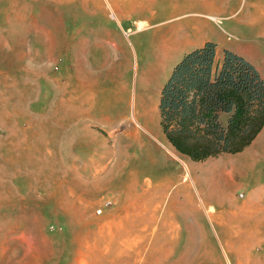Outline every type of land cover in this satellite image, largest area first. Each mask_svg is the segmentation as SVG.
Wrapping results in <instances>:
<instances>
[{
	"label": "rangeland",
	"instance_id": "rangeland-1",
	"mask_svg": "<svg viewBox=\"0 0 264 264\" xmlns=\"http://www.w3.org/2000/svg\"><path fill=\"white\" fill-rule=\"evenodd\" d=\"M166 4L150 1L151 19L148 4L121 18L114 0H0V264H264V128L201 162L161 129ZM226 29L264 50L258 30ZM149 181L166 195L155 219L158 200L131 209Z\"/></svg>",
	"mask_w": 264,
	"mask_h": 264
},
{
	"label": "trees",
	"instance_id": "trees-1",
	"mask_svg": "<svg viewBox=\"0 0 264 264\" xmlns=\"http://www.w3.org/2000/svg\"><path fill=\"white\" fill-rule=\"evenodd\" d=\"M158 110L180 154L196 162L237 154L264 128V77L245 56L207 41L174 65Z\"/></svg>",
	"mask_w": 264,
	"mask_h": 264
},
{
	"label": "crops",
	"instance_id": "crops-1",
	"mask_svg": "<svg viewBox=\"0 0 264 264\" xmlns=\"http://www.w3.org/2000/svg\"><path fill=\"white\" fill-rule=\"evenodd\" d=\"M150 1L155 2V0H114L117 6L121 4L124 7V9L119 10L121 18H130L134 10L146 7ZM163 1H167V14L161 20L164 25L159 28L170 24L174 37L168 40L172 44L166 52L168 63L158 69L160 70L158 77H160L161 88L174 65L187 52L203 46L207 41L216 42L219 51L226 48L245 55L264 77V50L261 49L262 45L248 42L245 46L236 48L230 41V36L226 37L225 35L228 31L227 27L235 26L243 30H258L259 35L264 37V0ZM150 12L152 14L151 19H153L157 11L150 6ZM135 21L137 30L152 26L151 21L146 18H137ZM140 22L146 23V25L141 28ZM83 96V99L93 101L96 99V92L84 89Z\"/></svg>",
	"mask_w": 264,
	"mask_h": 264
},
{
	"label": "bare ground",
	"instance_id": "bare-ground-1",
	"mask_svg": "<svg viewBox=\"0 0 264 264\" xmlns=\"http://www.w3.org/2000/svg\"><path fill=\"white\" fill-rule=\"evenodd\" d=\"M51 40V39H50ZM49 40V41H50ZM53 49V48H52ZM51 49V50H52ZM113 75V74H112ZM89 82V81H88ZM105 91V90H104ZM106 92H107V90H106ZM105 92V93H106ZM105 102H106V100H105ZM107 104V103H106ZM105 105V104H104ZM154 108H151L150 110H146V112H145V117H147V118H149V115L151 114V112H152V110H153ZM97 110H98V108H97ZM134 114V118H133V123L131 124V122H129L130 124H131V127H132V129L134 130V132H135V137H142L143 136V132H142V130L140 129V128H138V127H140V126H138V119H137V116H136V113H133ZM132 114V115H133ZM88 122V121H87ZM91 123V122H90ZM128 123V124H129ZM147 131H148V133L150 134V135H152V133L147 129V128H145ZM132 130V131H133ZM68 133V132H67ZM123 133V132H122ZM122 136H124V135H122V134H118V137H122ZM63 137H72V135H66V134H64L63 135ZM75 137V136H74ZM159 137V136H158ZM262 142H264V132H263V135H261V138H260V144H262ZM256 152H247V153H245V154H243V155H241V156H238L239 157V160H238V162H237V164L236 165H234V167L226 174V178L225 179H227V184L228 185H231V184H233V180L231 181L230 179H229V176H232L233 177V175H234V172L235 171H241L242 169H243V164L247 161V159L250 157V156H252V155H254ZM234 159V158H233ZM238 159V158H237ZM232 160V159H231ZM235 179V178H234ZM146 180V179H145ZM167 181V180H166ZM192 182V181H191ZM164 183H166V182H163L162 184H164ZM180 183V182H179ZM177 185V184H176ZM191 185H193V184H191ZM132 184L130 185V187L132 188ZM154 186L152 185V183H151V181H149V182H147V186L143 189V197H141V198H137V199H135V200H138V199H142V198H145V199H147L149 202H155L156 200H158V202H157V204L155 205V207L153 208L152 206H151V208H149V207H147V209H146V211L144 212V213H150V217H152V219H155V217H156V215H157V213H158V211H159V209H160V207H161V204H162V202H163V199L165 198V194L163 193V190H162V187H163V185H158L156 188H153ZM186 204L188 205V206H191L192 208H193V206H194V203H195V201H194V199H193V194H191L190 192L187 194V196H186ZM154 204V203H153ZM145 204L143 203V202H139V200H138V202H134L133 203V205L131 206L132 208V210L133 211H135V210H140L139 212L140 213H143V210H142V208H143V206H144ZM150 211V212H149ZM210 213V216H211V218L212 219H216V218H218V216L217 215H214L213 214V212H209ZM138 216V215H137ZM134 227H135V225H134ZM233 229V228H232ZM143 230H145V229H143ZM233 232H235V233H238L239 234V231H236L235 229L233 230ZM237 234V235H238ZM134 239V238H133ZM83 264H85V262L83 263Z\"/></svg>",
	"mask_w": 264,
	"mask_h": 264
},
{
	"label": "built area",
	"instance_id": "built-area-1",
	"mask_svg": "<svg viewBox=\"0 0 264 264\" xmlns=\"http://www.w3.org/2000/svg\"><path fill=\"white\" fill-rule=\"evenodd\" d=\"M241 196H243L244 194L243 193H240ZM101 211V210H100Z\"/></svg>",
	"mask_w": 264,
	"mask_h": 264
}]
</instances>
